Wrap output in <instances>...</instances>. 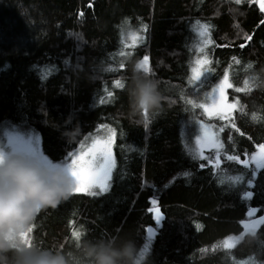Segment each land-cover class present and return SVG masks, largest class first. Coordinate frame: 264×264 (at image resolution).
<instances>
[{"label": "trees", "instance_id": "obj_1", "mask_svg": "<svg viewBox=\"0 0 264 264\" xmlns=\"http://www.w3.org/2000/svg\"><path fill=\"white\" fill-rule=\"evenodd\" d=\"M263 20L256 0H0V145L10 130L34 134L53 165L109 134L114 159L105 191L41 210L23 240L69 248L74 231L128 232L145 264H264V223L241 227L264 216V165H243L264 144ZM145 57L171 99L129 118L128 61ZM224 78L234 109L207 117ZM76 126L69 143L62 132ZM200 126L217 151L200 154ZM229 237L240 238L215 248Z\"/></svg>", "mask_w": 264, "mask_h": 264}, {"label": "clouds", "instance_id": "obj_2", "mask_svg": "<svg viewBox=\"0 0 264 264\" xmlns=\"http://www.w3.org/2000/svg\"><path fill=\"white\" fill-rule=\"evenodd\" d=\"M128 66L129 118L161 112L171 99L161 81L146 74L138 60L130 59ZM62 135L72 143L80 129H65ZM75 187L67 164L52 168L23 151L0 149V264H145L146 250L128 232L82 235L69 248L29 245L22 239L41 210L67 201Z\"/></svg>", "mask_w": 264, "mask_h": 264}, {"label": "rangeland", "instance_id": "obj_3", "mask_svg": "<svg viewBox=\"0 0 264 264\" xmlns=\"http://www.w3.org/2000/svg\"><path fill=\"white\" fill-rule=\"evenodd\" d=\"M264 4V3H263ZM200 35H204V30L200 31ZM236 37H242V33H238L235 35ZM201 46H199L200 50ZM140 63L144 64V67L147 68V61L143 60ZM202 60H198L195 64L194 70L195 73L198 74L199 68L201 66ZM226 89H227V81L226 78L222 80V82L219 84L217 89H214V93L212 95L210 103L204 108V113L207 115V117L212 116H218V117H225L229 115L233 109L234 105L230 104L227 101L226 98ZM202 129L200 130L199 136L196 139L197 147L199 149L200 154H202L205 151H217L219 149V142L217 140L216 135L213 133L211 129H209L207 126H200ZM109 138H111V135L109 134H103L102 136L98 137H92L88 139L84 145L75 153V155H70L69 158L67 157L63 162L57 163V164H48L45 162V160L41 156V149H40V139L38 136L31 134V133H25V132H18L15 130H10L7 134L4 135L2 144L0 145V149L4 150H13V151H23L26 154H29L36 159L40 160L45 165L52 167V168H58L63 167L66 164L69 166L72 164V160L76 159L80 156L81 153L87 152L88 148L93 145V141L100 140V141H108ZM111 146H112V140H111ZM111 152V159L114 161L112 156V148L110 147ZM253 155H255V159L253 158ZM251 155L250 157H247V163L254 170L261 168L264 165V154H261V150L259 147L256 148L255 153ZM88 158V157H86ZM262 159V160H260ZM261 161V162H260ZM114 169V166L110 168V173ZM99 190V188H96ZM156 207H153L152 210H154ZM255 214V212H254ZM264 217V216H263ZM149 229V228H148ZM148 229H146V234L148 238L153 237V233H149ZM240 237H229L228 239L219 242L216 244V247H230L232 246Z\"/></svg>", "mask_w": 264, "mask_h": 264}, {"label": "snow or ice", "instance_id": "obj_4", "mask_svg": "<svg viewBox=\"0 0 264 264\" xmlns=\"http://www.w3.org/2000/svg\"><path fill=\"white\" fill-rule=\"evenodd\" d=\"M239 3V0H237ZM264 8V5H261ZM147 60V57L144 58ZM143 71L147 74L150 70L144 67L143 63H140ZM123 67V65H121ZM195 71V70H194ZM120 87H124V84H119ZM109 96L112 95L111 92L108 93ZM111 138L108 141H93V145L88 148L87 152L81 153L79 157L72 160V164L69 165L71 174L75 180V190L74 192H85L88 191V194L92 195L89 191L92 187H98L100 191H105L109 187L108 181L110 180L111 173L110 168L114 166V161L111 159ZM259 148L261 154H264V144H260ZM75 155V154H72ZM88 157V158H86ZM230 159H237V157H229ZM255 159V155H253ZM247 163V161H243ZM185 176L188 175L187 172L184 173ZM246 195H250L246 193ZM155 203V201H153ZM159 220V218H156ZM260 222L264 223V217L260 218ZM149 233L152 232L151 229H148ZM73 237L76 239L81 236L79 232L74 231ZM27 233L22 234V239H26Z\"/></svg>", "mask_w": 264, "mask_h": 264}, {"label": "water", "instance_id": "obj_5", "mask_svg": "<svg viewBox=\"0 0 264 264\" xmlns=\"http://www.w3.org/2000/svg\"><path fill=\"white\" fill-rule=\"evenodd\" d=\"M264 3V0H257L256 1V4H257V7L259 9V11L264 14V8L261 7V5H263ZM245 161H247V158L245 159ZM243 165L245 167H249L248 163H243ZM155 212V210H154ZM158 212V210H157ZM249 216H254V210L251 208L248 213H247ZM263 217V216H258V217H252L250 219H247L245 221H242L241 222V227H242V231H243V234L244 235H251V234H255L259 228V226L261 225V222H260V218Z\"/></svg>", "mask_w": 264, "mask_h": 264}, {"label": "bare ground", "instance_id": "obj_6", "mask_svg": "<svg viewBox=\"0 0 264 264\" xmlns=\"http://www.w3.org/2000/svg\"><path fill=\"white\" fill-rule=\"evenodd\" d=\"M264 21V20H263ZM260 160H262V159H260ZM264 160V159H263ZM261 162V161H260ZM154 210H155V212H154ZM154 210H152V212H153V216H154V218L156 219L157 217H158V212H157V210H158V208H155ZM157 220V219H156Z\"/></svg>", "mask_w": 264, "mask_h": 264}]
</instances>
